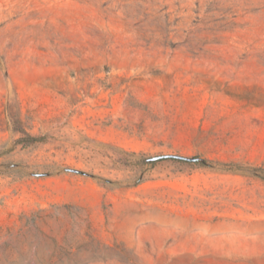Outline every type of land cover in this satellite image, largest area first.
Wrapping results in <instances>:
<instances>
[{
    "label": "rangeland",
    "instance_id": "1",
    "mask_svg": "<svg viewBox=\"0 0 264 264\" xmlns=\"http://www.w3.org/2000/svg\"><path fill=\"white\" fill-rule=\"evenodd\" d=\"M0 264H264V0H0Z\"/></svg>",
    "mask_w": 264,
    "mask_h": 264
},
{
    "label": "trees",
    "instance_id": "2",
    "mask_svg": "<svg viewBox=\"0 0 264 264\" xmlns=\"http://www.w3.org/2000/svg\"><path fill=\"white\" fill-rule=\"evenodd\" d=\"M38 139L36 138H29L30 142H35ZM153 161L155 162H160V161H175V162H182V163H190L191 159L190 158H185L182 156H178V155H163V156H158L156 158L153 159Z\"/></svg>",
    "mask_w": 264,
    "mask_h": 264
}]
</instances>
